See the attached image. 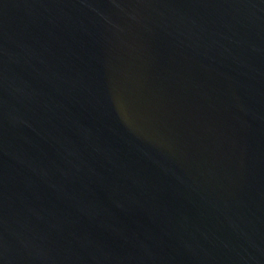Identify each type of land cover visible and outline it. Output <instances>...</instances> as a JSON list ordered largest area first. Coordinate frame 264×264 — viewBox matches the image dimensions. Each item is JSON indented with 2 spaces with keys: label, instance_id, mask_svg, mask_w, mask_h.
Here are the masks:
<instances>
[{
  "label": "water",
  "instance_id": "obj_1",
  "mask_svg": "<svg viewBox=\"0 0 264 264\" xmlns=\"http://www.w3.org/2000/svg\"><path fill=\"white\" fill-rule=\"evenodd\" d=\"M0 264H264V0H0Z\"/></svg>",
  "mask_w": 264,
  "mask_h": 264
}]
</instances>
